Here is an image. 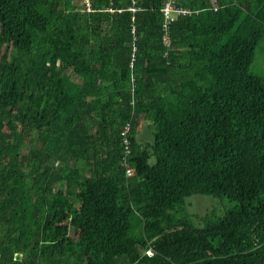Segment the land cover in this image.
I'll list each match as a JSON object with an SVG mask.
<instances>
[{"label": "trees", "instance_id": "obj_1", "mask_svg": "<svg viewBox=\"0 0 264 264\" xmlns=\"http://www.w3.org/2000/svg\"><path fill=\"white\" fill-rule=\"evenodd\" d=\"M78 1L0 0V264H264V0Z\"/></svg>", "mask_w": 264, "mask_h": 264}, {"label": "rangeland", "instance_id": "obj_2", "mask_svg": "<svg viewBox=\"0 0 264 264\" xmlns=\"http://www.w3.org/2000/svg\"><path fill=\"white\" fill-rule=\"evenodd\" d=\"M78 5L82 6L83 1L82 2L81 0L78 1ZM256 62H257V52H256L254 62L251 66V71L257 74L264 75V64H257ZM142 125H143L142 123L139 125L140 128L138 130V134L143 130ZM145 139L146 140L150 139V137L148 136L146 132H145ZM187 202H188L187 211L193 216L203 215L206 212L212 211V210H214V212H216L217 214H222L226 209H229L230 207H232V204L228 203L226 200L219 199V198H213L211 196H199V195L192 196L191 198L187 200ZM219 211L221 213H218ZM60 222L68 223V219L65 217V215L61 216ZM70 236H73L72 231L70 232Z\"/></svg>", "mask_w": 264, "mask_h": 264}, {"label": "bare ground", "instance_id": "obj_3", "mask_svg": "<svg viewBox=\"0 0 264 264\" xmlns=\"http://www.w3.org/2000/svg\"><path fill=\"white\" fill-rule=\"evenodd\" d=\"M83 1V5L87 8V10H89V4H88V0H81V2ZM162 14L164 17L165 22L167 21H171L173 20L172 18V14H181V10H177V5H175L173 3V0H167L166 4L164 5L163 9H162ZM167 23H165L164 27L166 26ZM166 46H170V42L169 39L166 37ZM129 129H126L123 133V143L125 145L126 148H128V141L125 138V136L128 134ZM126 176L127 177H131L132 176V170L131 169H127L126 171Z\"/></svg>", "mask_w": 264, "mask_h": 264}, {"label": "crops", "instance_id": "obj_4", "mask_svg": "<svg viewBox=\"0 0 264 264\" xmlns=\"http://www.w3.org/2000/svg\"><path fill=\"white\" fill-rule=\"evenodd\" d=\"M166 2H167V0H166ZM166 2L164 3V5L166 4ZM164 5H163V7H164ZM172 18H173V19H175V17H174V16H173ZM169 42H170V41H169Z\"/></svg>", "mask_w": 264, "mask_h": 264}]
</instances>
